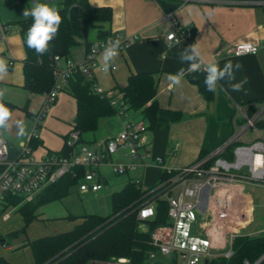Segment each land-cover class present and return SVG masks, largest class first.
<instances>
[{
  "label": "crops",
  "instance_id": "crops-1",
  "mask_svg": "<svg viewBox=\"0 0 264 264\" xmlns=\"http://www.w3.org/2000/svg\"><path fill=\"white\" fill-rule=\"evenodd\" d=\"M62 1L0 0V11L4 15V20L1 19L11 26L7 43L0 42V58L6 59L8 63V75L0 80V89L5 90L4 99L16 104L20 109L28 101L31 104L29 108L31 116L26 115L29 122L23 120L27 131L31 128L27 135H19V129L17 133L11 131L13 118L19 114L16 110L13 111L9 122L11 127L0 130L8 146L17 151L30 141L34 131V119L44 104L45 95L30 94L23 89L24 47L20 61L13 55L15 38L19 36L22 43L19 26L16 23L26 19L22 16L23 11L37 2L59 9ZM88 1L94 6H109L113 9V21L110 26L112 33L137 37L135 43L125 48L115 59L117 69L114 71L105 74L100 70L102 60L99 55L94 72L98 85L104 90L119 92L133 73H154L158 78L157 99L162 111L156 126L149 129L145 136L146 149L151 152V157L146 159V167L128 173V175L134 174L130 180L141 182L146 188L159 184L165 168L185 167L198 160L204 152L208 153L224 142L233 132L232 119L237 112V106L245 107L251 103L264 101V1L257 4L235 5L213 0ZM173 19L183 25L194 27L191 43L184 41L168 43L166 37L172 30ZM89 41L91 45L98 42L95 32L89 34ZM240 42L256 44L260 49L254 55L235 56L233 48ZM193 44H196L200 50L205 65L217 63L223 67L228 61L242 65V68L235 73V81L229 82L225 79L218 82L212 101H207L198 87L190 81V78L196 74L206 75L203 71L186 74L179 86L172 85L168 80L169 74L176 73L180 68L187 69L188 65L180 62L179 53L184 47ZM84 47H86L84 40H79V45L72 49L70 59L81 60ZM245 78L247 83L244 84L243 89L238 92L232 91L230 83ZM173 112L180 113V120H172ZM76 113L75 99L65 90L60 92L42 118L40 130L36 132L37 146L32 147L36 159H41L49 153L58 154L63 150L69 134L73 131ZM112 117L118 119L121 130L123 122L127 120L145 123L141 111L128 110L124 116L115 114ZM109 119L111 117L101 119L100 124L108 128ZM239 121L242 122L241 119ZM119 133L109 132L98 140L96 133L88 137L86 135L85 142L82 143L87 146V143L100 141L98 143L101 151L103 143ZM158 157L164 159L162 165L156 162ZM112 160L120 161L121 158L113 157ZM6 169L7 164L1 162L0 175ZM234 188L231 207L224 210H210L201 220L202 226L206 227L211 220L218 221L220 218L223 229L222 235L219 236L223 239H229L231 232L233 235L250 236L263 233L264 199L256 203L255 196L248 192L244 183L238 182V186ZM256 207L263 211L258 218L255 216ZM248 215L251 216V222L243 231L242 218ZM37 222L35 220L29 225L26 234L14 235L13 233L24 227V218L18 212V207L1 205L0 234L3 239L0 240V257H4L11 264H34L31 248L25 243L46 237V233L49 232L48 227ZM77 223L75 222L71 227L73 228ZM67 229L68 227L65 230L69 231Z\"/></svg>",
  "mask_w": 264,
  "mask_h": 264
},
{
  "label": "built area",
  "instance_id": "built-area-1",
  "mask_svg": "<svg viewBox=\"0 0 264 264\" xmlns=\"http://www.w3.org/2000/svg\"><path fill=\"white\" fill-rule=\"evenodd\" d=\"M191 1V0H186ZM220 3L257 4L260 0H213ZM172 30L167 35L168 43L184 41L191 43L194 27L183 25L176 19L171 21ZM11 26L0 17V42L7 43ZM120 40L119 54L137 40L136 36L112 33L95 45L83 49V57L79 61L60 56L54 57L55 85L45 95V101L34 119V131L30 141L19 151L17 157L9 158V146L0 131V163L5 162L7 169L0 175V206L7 197L19 195L26 201L33 199L43 189L68 174L73 166L81 165L86 173L79 186L81 192H98L103 189L102 175L99 168L109 164L116 174H128L146 167V159L151 152L146 149L145 136L148 131L143 122L124 121L121 132L107 139L101 152H93L81 142L78 131H72L66 142L71 149L68 155L49 153L41 159L33 155L31 140L37 137V128L42 118L56 101L60 92L75 73H82L93 82V90L101 97L109 99L117 109L118 116L126 114L127 105L120 92L102 89L95 79L97 59L103 45L109 40ZM260 47L248 42H240L233 48L235 56L254 55ZM117 69L114 63L110 71ZM242 120V122L239 121ZM232 134L216 148L202 155L195 162L182 168H165L170 175L165 181L155 185L151 192L155 199L149 200L138 210L137 217L141 222L140 229L147 230L146 221L156 213V198L168 203V220L166 225L157 226L151 233V246L147 251V262L160 257L172 256L176 264H204L206 259L218 255L230 257L231 243L235 235L223 239V225L211 220L204 227L201 220L210 210H224L231 207L234 187L238 182L264 184V101L251 103L245 107L237 106L232 119ZM113 157L121 158L113 161ZM163 164L164 159L156 158ZM139 183V182H138ZM179 188V194L174 195ZM143 189H148L143 187ZM233 221V220H232ZM227 242V243H226ZM126 258L113 259L104 264H129Z\"/></svg>",
  "mask_w": 264,
  "mask_h": 264
},
{
  "label": "trees",
  "instance_id": "trees-1",
  "mask_svg": "<svg viewBox=\"0 0 264 264\" xmlns=\"http://www.w3.org/2000/svg\"><path fill=\"white\" fill-rule=\"evenodd\" d=\"M264 1V0H260ZM62 23L56 37L49 44V51L43 56L38 55L27 46L26 34L32 18L18 21L25 58L23 59V89L30 94L46 95L55 85L54 57L70 58L72 49L84 40L87 48L91 47L89 34L95 32L97 40H103L112 34L110 29L113 21V9L109 6H94L88 0H63L57 9ZM205 75L196 74L190 78L207 101H212L214 93L206 90ZM67 91L76 101L77 113L73 123V131H78L81 142L84 136L95 134L99 129L100 120L117 114L106 97H101L93 90V82L82 73H75L63 91ZM122 99L127 110L141 111L147 129H153L162 111L157 99L158 78L154 73L131 74L128 82L120 88ZM11 113L19 108L16 104L3 100ZM27 116L29 101L21 107ZM181 115L173 112L172 120H180ZM31 146H37V140H31ZM71 149L64 146L59 155H68ZM19 151L9 147V158L17 157ZM206 154L204 152L202 155ZM201 155V156H202ZM81 165L73 166L68 174L50 184L33 199L26 201L19 195L7 197L6 207H18V212L24 218V227L13 233L26 234L29 225L39 219L37 210L40 206L62 200L70 194L73 186L77 185L86 173ZM170 178L164 173L161 182ZM154 188L143 189L141 182L128 181L121 190L111 196L112 213L109 216L85 214L70 216L79 221L71 230L46 236L25 243L31 248L34 264H104L113 259L126 258L129 264H146L147 251L151 246V233L160 225H166L168 220V203L156 198L155 216L146 221L147 230L140 229L141 222L137 213L140 207L149 200L155 199ZM0 234V240H2ZM232 255H218L209 259V264H255L264 255V232L255 235H235L231 243ZM0 264H11L0 257ZM173 264L176 262L173 259ZM264 264V260L260 263Z\"/></svg>",
  "mask_w": 264,
  "mask_h": 264
},
{
  "label": "clouds",
  "instance_id": "clouds-1",
  "mask_svg": "<svg viewBox=\"0 0 264 264\" xmlns=\"http://www.w3.org/2000/svg\"><path fill=\"white\" fill-rule=\"evenodd\" d=\"M23 17H31L33 23L26 34L27 46L33 49L38 55L43 56L49 51L50 42L56 37L59 27L62 23V18L59 11L46 4L35 3L31 8H26L22 14ZM102 47L101 66L100 70L107 74L114 65L115 59L119 55L120 40H109ZM179 60L182 64H187V69L180 68L176 73L169 74L168 80L174 86H179L186 74L193 71H203L206 73L204 77V85L208 92L215 93L218 87V82L227 79L232 82L236 80L235 73L242 68L240 63L233 64L231 61L226 62L223 67L217 63L204 64L201 58V52L196 47V44L184 47L179 53ZM8 75V63L4 58H0V80H3ZM247 79H242L236 83H230L232 91H241ZM5 90L0 89V130H5L11 127L10 120L12 119L11 110L3 103ZM19 129V135L25 134V126L22 121L15 122Z\"/></svg>",
  "mask_w": 264,
  "mask_h": 264
},
{
  "label": "rangeland",
  "instance_id": "rangeland-1",
  "mask_svg": "<svg viewBox=\"0 0 264 264\" xmlns=\"http://www.w3.org/2000/svg\"><path fill=\"white\" fill-rule=\"evenodd\" d=\"M1 18L4 20V15H2L1 11ZM15 14L13 13L12 16ZM15 29H17L16 24H14ZM19 37V36H18ZM16 37L14 40L13 45V55L14 58L18 61L21 60L23 57V46L21 43V40ZM19 63V62H18ZM17 63V64H18ZM31 104L29 102V108ZM19 114L17 116H14L13 118V125L11 127V131L13 133L18 132V127L16 126L15 122L17 120L24 122L23 120H27L25 112L17 108L15 109ZM13 113V112H12ZM109 127L103 126L100 124V128L98 131H96V138L97 140L104 135L111 133H119L121 128L119 121L116 117H111L109 119ZM28 121V120H27ZM29 122V121H28ZM33 126V125H32ZM31 130V128H30ZM27 131V128H25L26 135L29 133ZM37 130H40V127H38ZM90 134H87V137ZM86 136V135H85ZM92 137V135L90 136ZM93 139V138H92ZM100 141H95L91 144L87 143V148L93 152L96 150L98 152L100 151ZM115 159V158H114ZM99 173L102 175V183L104 184V187L101 191L97 193H93L91 191L89 192H81L79 189L80 184L82 181L80 180L79 183L75 186H73L70 190V194L63 198L62 200L53 201L47 204H44L40 206L37 210V213L39 214V219L37 220V223H41V225L48 227L49 232L46 233L47 236L53 235L56 233H59L60 231H66L65 228L68 227L67 230L72 228L71 226L75 224L74 221L69 218V216H82L85 214H96L100 216H109L112 213V200L111 196L114 192H117L123 188V186L134 176V174L128 175V174H116L112 167L109 164H103L99 168ZM139 173V171L137 172ZM136 174V173H135ZM154 174V173H152ZM155 175V174H154ZM246 184L248 192L252 193L256 198V203L258 201H261L264 199V184L260 183H252L249 181L242 182ZM253 185H256L257 187H254ZM180 189L177 188L174 192V195L177 196L179 194ZM256 213L255 216L258 218L262 215V210L256 207ZM251 222V216H244L242 218V229L245 231L247 227L250 225ZM147 227V225H146ZM64 229V230H63ZM26 236H24L25 238ZM146 264H173V257H158L156 260L146 263Z\"/></svg>",
  "mask_w": 264,
  "mask_h": 264
},
{
  "label": "water",
  "instance_id": "water-1",
  "mask_svg": "<svg viewBox=\"0 0 264 264\" xmlns=\"http://www.w3.org/2000/svg\"><path fill=\"white\" fill-rule=\"evenodd\" d=\"M264 260V255L255 263V264H260L262 261ZM204 264H209V260L208 259H206L205 261H204Z\"/></svg>",
  "mask_w": 264,
  "mask_h": 264
}]
</instances>
